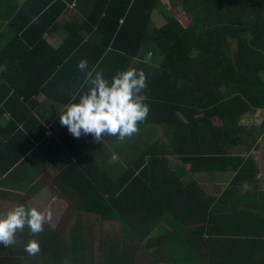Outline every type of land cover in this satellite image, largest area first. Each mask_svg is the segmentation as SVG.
Masks as SVG:
<instances>
[{"label": "trees", "instance_id": "obj_1", "mask_svg": "<svg viewBox=\"0 0 264 264\" xmlns=\"http://www.w3.org/2000/svg\"><path fill=\"white\" fill-rule=\"evenodd\" d=\"M96 7L91 36L71 29L61 45L69 49L63 59L92 45L84 60L110 82L119 71H143L149 113L137 134L153 142L147 140L132 164L114 176L110 157L87 154L101 140L74 137L60 114L45 125L34 141L58 171L54 183L70 205L68 235L44 227L33 236L26 229L29 240L39 242V253L29 255L28 241H16L0 264H264V192L254 155H246L258 140L264 143V0H99ZM153 11L164 20L158 28ZM39 17L26 29L35 35L31 43L44 28ZM16 56L13 61L20 62ZM84 75L77 85L73 79L47 87L46 95L65 106L73 93L87 90L81 87ZM11 88L24 93L1 85L0 100ZM26 88L31 95L43 87ZM17 134L7 154L25 141L27 148L3 172L34 146L32 130L23 142ZM233 147L241 152L230 154ZM224 172L231 176L215 193L197 180L200 173ZM104 222L120 223L123 234L99 237L94 253L92 231ZM159 222L162 230L146 239ZM145 239L146 255L137 256L134 246Z\"/></svg>", "mask_w": 264, "mask_h": 264}, {"label": "crops", "instance_id": "obj_2", "mask_svg": "<svg viewBox=\"0 0 264 264\" xmlns=\"http://www.w3.org/2000/svg\"><path fill=\"white\" fill-rule=\"evenodd\" d=\"M97 1L99 0H0V88L1 85H16L18 89L24 91L23 94L18 93V96L14 93V88H11L10 91H7L9 93L6 92L0 100V213L20 204L35 206V200L40 198H45V201H53V197L57 195L53 190L61 191L54 183V177L58 173L57 169L45 161V158L37 150L38 142L34 139L38 138L45 125L52 124L57 119L60 114L59 110L64 108L63 104L46 95L49 91H46V88L51 89L64 83L69 85L68 82L73 79V85H77L79 76L80 80L82 78V72L78 68L79 59H85L86 53L94 52L93 46L88 45L76 56L68 55V60H65L67 57L63 59V56L69 49H62L61 45L69 36L71 29L72 32L76 30V35L82 38L88 39L91 36L90 28L95 26L93 17L96 13L94 11L99 9L96 7ZM62 6H65L64 10L58 11ZM172 11L174 12V10ZM56 13H58L56 19L48 23ZM154 13L155 11L151 14V20ZM42 16L43 18H41ZM38 17L40 28L41 26L44 28L39 31L41 33L39 39L31 43L29 39L35 35H30L26 29ZM153 23L158 28L163 21L158 25ZM76 35L74 34V37ZM16 55L19 56L20 62L13 61ZM9 70L14 72L7 76L6 74H10ZM66 70L69 71L68 77L63 72ZM5 72L7 73L5 74ZM36 85L43 87L41 90L45 93L38 91L30 95L29 88L26 87ZM33 120L38 121L40 125H37ZM31 130L32 137L30 136ZM14 133H18L22 142L24 139L22 136L31 137L34 146L30 147L9 171L3 172L1 168L10 165V161L15 159L17 153L27 148L24 147L27 146V141H25L23 146L17 147L12 152V155L7 154L13 149L9 147V142L11 143L13 140L12 134ZM259 141L258 146L264 148V143ZM101 145L102 143L99 142L89 145L87 149L89 157H91V150H95ZM6 149H9V152H5ZM253 155L257 156L255 153ZM109 160L110 158L107 159V161ZM258 169L257 178L260 181L261 190L264 192V171L259 167ZM205 174L211 180L206 179ZM230 176V173L225 175L224 172L217 173L214 178L207 173H200L197 180L204 186V184H210L217 179L215 184L219 185L221 190L227 185L228 181L226 180ZM61 196L65 199L62 193ZM63 202L60 201V203ZM26 229L29 228L26 226L24 230ZM24 230L17 233L16 241L29 240L28 235L24 234ZM13 246L15 247V245ZM11 248L0 244V256L9 253ZM253 257L259 258L257 255H253Z\"/></svg>", "mask_w": 264, "mask_h": 264}, {"label": "clouds", "instance_id": "obj_3", "mask_svg": "<svg viewBox=\"0 0 264 264\" xmlns=\"http://www.w3.org/2000/svg\"><path fill=\"white\" fill-rule=\"evenodd\" d=\"M78 68L85 73L81 87L87 86V90L72 94V101L77 96L79 100L70 101L59 110L60 123L74 137L90 134L96 141L105 135L124 141L138 133V125L146 120L149 113V105L145 102L147 97L143 94L147 87L145 73L128 68L116 73L110 82L102 70H97L98 66L89 69L84 59L78 62ZM45 224L55 230L50 209L16 205L0 213V244L5 247L14 245L17 233L26 226L31 235H38L44 231ZM24 251L29 255L39 253V242L36 239L28 240Z\"/></svg>", "mask_w": 264, "mask_h": 264}, {"label": "rangeland", "instance_id": "obj_4", "mask_svg": "<svg viewBox=\"0 0 264 264\" xmlns=\"http://www.w3.org/2000/svg\"><path fill=\"white\" fill-rule=\"evenodd\" d=\"M158 14L159 13H157V15ZM155 15H156V13H154V17L152 18V21L155 22L157 25L159 23H161L162 21H164L163 18L161 19V18L157 17V15L155 17ZM147 140L150 144L151 142H153V137L143 136L142 138H140V137H138V134L136 133L133 136H131L130 138H126L124 141H120L117 137L108 135L107 138L103 137V139L101 140L102 145L99 148H96L95 150H91V154H92V157L95 159H99V158L100 159H106V158L110 157V162L115 163L113 166H111V172L110 173L114 176L115 175L117 176L120 173H122V171L126 167H128L130 164H132L134 159L138 156L139 150L141 149V147H143V145H145ZM239 151L241 152V149L239 150V148H237V147L230 148V154H232V153L236 154V153H239ZM250 153L257 154V156L255 155V157H254L255 162L258 165V167L263 169V171H264V168H263V165H264V148L258 146L254 151L252 150V151L248 152L246 155H249ZM172 159L174 160V158H172ZM207 174H209V173H207ZM209 175H211V174H209ZM213 176L215 178V175H213ZM206 179L211 180L208 175H206ZM214 181L215 182H211L210 184H206V185L203 183V181H201V182L204 184V187H205L207 192H214L215 193V192H218L220 190V186L215 184L218 181L217 179H215ZM53 192L57 193V195L53 197V201H45L46 200L45 198H43V199L40 198L39 200H35V202H36L35 207H37L41 210L49 209V207H50V210H53V212H52V223L56 225L55 229L60 230L62 233H64V235L67 236L68 233H65L64 229L66 228L65 223L68 221L67 218L69 217L70 205L67 206V203L69 204V202L61 196V193H62L61 191L57 192L54 189ZM62 195H63V193H62ZM60 201H64V202L60 203ZM57 218H58V222H57ZM64 218H65V220H64ZM59 219H61V220H59ZM44 227L51 228L49 224H45ZM162 227L163 226H161L160 222L157 223L156 226L154 223V225H152L150 227V229L148 231V236L146 237V239H148L149 237H152L156 233H159L162 230ZM117 233L123 234L122 225L120 223L104 222L100 227H99V224H95V228L92 231V235H93L92 249H93V252L94 253L99 252V251H97V249H99V240H97V239H99V237H105L107 235L112 237L114 235H117ZM86 234H87V232L85 231V237L88 238L86 236ZM146 239L143 240L140 245L136 244L134 246L133 250H134V253L137 254V256H139V254H142V253L144 255H146V252L142 248V245H144ZM10 247L15 248L13 245H11ZM153 250H155V248L149 249V251L147 253H151ZM143 262H146V261H143Z\"/></svg>", "mask_w": 264, "mask_h": 264}]
</instances>
